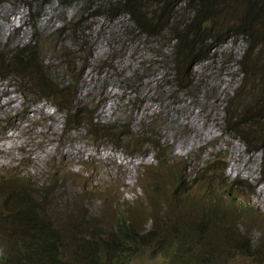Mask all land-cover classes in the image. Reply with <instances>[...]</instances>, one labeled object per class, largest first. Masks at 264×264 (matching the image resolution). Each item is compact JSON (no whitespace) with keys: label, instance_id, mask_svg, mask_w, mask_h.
<instances>
[{"label":"rangeland","instance_id":"1","mask_svg":"<svg viewBox=\"0 0 264 264\" xmlns=\"http://www.w3.org/2000/svg\"><path fill=\"white\" fill-rule=\"evenodd\" d=\"M117 1L0 0V56L37 44L56 82L77 77L76 101L89 109L86 116L92 111L94 123L119 131L156 133L170 147V169L184 167L187 192L198 199L209 198L211 191L224 193L223 206L237 204L238 237L245 235L264 252V158L225 122L227 103L236 92L235 104H246L248 87L239 90L238 65L246 43L229 39L216 45L207 60L192 66L191 85L180 89L172 79L171 43L139 32L128 14L116 9ZM20 85L0 79V180L62 187L51 205L56 215L81 200L91 215H100L109 204L134 209L135 201H144L141 187L150 181L154 165L151 148L145 145L141 154L134 153L140 144L134 147V141L130 147L116 146L112 139L118 131L109 138L100 129L87 133L85 126L66 131L65 113L48 101H35ZM251 94L254 99L260 92ZM257 125L264 132V121ZM168 181L161 184L166 194L175 190ZM150 253L129 264H171L161 253ZM262 255L236 256L224 264H264Z\"/></svg>","mask_w":264,"mask_h":264},{"label":"trees","instance_id":"2","mask_svg":"<svg viewBox=\"0 0 264 264\" xmlns=\"http://www.w3.org/2000/svg\"><path fill=\"white\" fill-rule=\"evenodd\" d=\"M115 6L128 14L142 34L171 43L172 79L180 89L191 85L192 66L207 60L216 45L229 39L246 43L238 61L239 90L248 87L246 104H235L236 92L227 103L225 122L247 148L264 158V132L257 125L264 121V0H120ZM36 47L28 44L13 56H0V79L14 80L35 101H48L64 112L66 131L85 126L87 133L96 135L95 129H100L107 138L118 131L112 142L116 146L124 142L127 147L133 141L134 147L140 143L134 153L145 154L148 146L154 165L150 181L141 187L144 201L125 209L111 207L108 200L107 212L100 215H91L82 200L60 215L52 213L53 197L62 189L57 184L45 187L12 177L0 180V264H129L148 249L150 254L161 253L171 264H224L236 256L264 254L261 245L254 247L250 238L236 234L235 202L223 206L226 201L220 192L211 191L209 198L200 199L188 193L184 167L170 169V147L153 131H119L94 123L92 111L86 116L89 109L76 101L73 81L77 77L56 82ZM255 90L260 95L253 99ZM166 179L172 180L168 188L184 193L161 191ZM200 181L211 183L205 178ZM259 258L264 260V255Z\"/></svg>","mask_w":264,"mask_h":264},{"label":"bare ground","instance_id":"3","mask_svg":"<svg viewBox=\"0 0 264 264\" xmlns=\"http://www.w3.org/2000/svg\"><path fill=\"white\" fill-rule=\"evenodd\" d=\"M42 27V26H41ZM208 135H210V134H208ZM237 153V152H236ZM231 170H234V171H236V172H239L240 171V167H233ZM247 175H251L252 174V172L250 171V172H247L246 173ZM263 192V191H262Z\"/></svg>","mask_w":264,"mask_h":264}]
</instances>
